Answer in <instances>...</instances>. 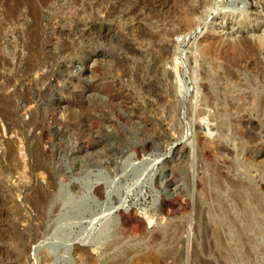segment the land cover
I'll return each mask as SVG.
<instances>
[{
	"label": "rangeland",
	"instance_id": "rangeland-1",
	"mask_svg": "<svg viewBox=\"0 0 264 264\" xmlns=\"http://www.w3.org/2000/svg\"><path fill=\"white\" fill-rule=\"evenodd\" d=\"M43 1L50 0H0V264H264V190L250 208L255 224L237 219L231 226L228 209L231 218L219 229L206 203L216 178H235L232 162L242 173L255 161L250 176L264 183V155L257 152L264 113L238 131L242 143L231 130L218 135L212 125L222 107L202 102L216 75L234 73L264 101V46L253 39L264 32V0L238 1L245 15L221 24L214 14L190 20L201 0H52L48 8ZM216 64L217 74L202 68ZM221 64L238 68L228 74ZM174 88L180 105L173 112ZM169 172L185 188L179 199L188 206L163 215L161 195L173 189L165 183ZM102 180L109 184L104 198L94 199L90 186ZM70 188L81 206L66 215L81 220L67 225V241L55 242L53 222L35 220L33 204L50 199L46 213L53 218L51 209ZM116 208L135 221L120 226ZM99 209L104 214L89 223ZM230 229L243 230L246 240L229 238ZM88 237L94 242L83 247Z\"/></svg>",
	"mask_w": 264,
	"mask_h": 264
},
{
	"label": "bare ground",
	"instance_id": "bare-ground-1",
	"mask_svg": "<svg viewBox=\"0 0 264 264\" xmlns=\"http://www.w3.org/2000/svg\"><path fill=\"white\" fill-rule=\"evenodd\" d=\"M48 1V0H47ZM50 1H52V0H50ZM50 1H48L49 3H50ZM238 1H241V0H232V1H226V0H212V1H210L206 6H204L202 9L200 8V6L199 7H195L194 8V10H192V11H190V13H189V17H190V20H194V17H196L195 19H197V21L199 22L201 19H203V18H207L208 16H210V14H214L215 16L213 17V21L215 22V23H218V24H221L223 21H224V19L225 18H228V17H231V19L232 20H237L238 18H242L244 15H245V13H246V11H245V8L243 7H239V6H237L236 4H237V2ZM44 2V1H43ZM45 3V2H44ZM48 3V4H49ZM47 3H45V6L48 8V4L46 5ZM44 6V5H43ZM219 10V11H218ZM200 12V14H198ZM189 17H188V19H189ZM208 18H210V17H208ZM210 20V19H209ZM195 22H196V20H195ZM59 23V22H58ZM213 23V22H212ZM212 23H210V24H212ZM242 24V23H241ZM242 26V25H241ZM212 29V28H211ZM213 30V29H212ZM253 30V29H252ZM254 31V30H253ZM253 39H254V42H255V45L257 46V47H259L260 49L264 46V32H262L260 35H258V36H255V37H253ZM169 43V42H168ZM168 45H170V44H168ZM159 48V47H158ZM164 48V47H163ZM212 49V48H211ZM149 50V49H148ZM161 50V49H160ZM151 51V50H150ZM152 52V51H151ZM153 53V52H152ZM155 53V52H154ZM161 53V52H160ZM139 54H140V52H139ZM142 54V53H141ZM149 54V53H148ZM144 56V55H143ZM152 56H154V55H152ZM158 57V56H157ZM147 58V57H146ZM154 58V57H153ZM160 58V57H159ZM94 59V58H93ZM157 59V58H156ZM149 60V59H148ZM151 60V59H150ZM149 60V61H150ZM160 60V59H159ZM163 62V61H162ZM152 63V62H151ZM164 63V62H163ZM235 64V63H234ZM164 65V64H163ZM217 66H211V68L210 67H207V66H203L202 68H204V71H206V72H209L208 74H213V72H214V74L217 72L218 73V71H219V69H220V67L218 66V64H216ZM222 65V64H221ZM232 64H230V66H231ZM243 65V64H242ZM245 65V64H244ZM243 65V66H244ZM151 66V65H150ZM223 66V65H222ZM221 66V68H223L222 70L224 71V73H228V74H230V72H233V71H235V70H237V68H238V65L236 66L235 65V70H233L232 68H230V66L228 67V69L225 67L224 68V66L222 67ZM241 65H239V67H240ZM164 67H162V69H163ZM153 69H155V71L156 72H158L159 71V68H158V66H156V64H155V66H154V68ZM221 70V71H222ZM233 70V71H232ZM239 70V69H238ZM244 70V69H243ZM246 70V69H245ZM263 70V69H262ZM161 71V70H160ZM163 71V70H162ZM167 71V70H166ZM164 72L165 74L168 72ZM203 71V72H204ZM220 71V72H221ZM236 72V71H235ZM259 72V71H258ZM216 73V74H217ZM224 73H223V75H224ZM234 73V72H233ZM255 73H257V72H255ZM228 74H226V76L228 75ZM232 74V73H231ZM235 74V73H234ZM234 74H232L233 76H232V78L230 77L231 75H228V77H230V78H228V77H225V78H223V76L222 77H217L218 75H216V77H214L215 78V80L213 79V81L214 82H216V80L218 81V82H216V84H215V86L216 87H214L215 88V90H214V88H213V84H212V89H205L206 90V92H205V94H203V99H202V102H203V106H205L206 105V107H216L215 105H220L222 108H218L217 107V117L219 118V122L217 123V122H215V125L213 124L212 126H213V129L215 130V131H217V133H218V135L220 136V137H224L225 135L227 136L229 133V131L231 130V136L233 137V139L234 138H237L238 139V141L240 140L242 143H244L243 142V138H244V136L242 135V133H238V131L239 130H243V129H245V130H247L246 129V127L248 126V125H250L252 122L254 123V116H255V114L254 113H256V112H258V111H260L261 113H264V101H263V99H262V102H259L260 100H261V98H258V100L257 99H255L256 97H258V94H256V89H254L253 87L255 86H253V84H251V83H249L247 80H243L242 81V79H241V82H239L238 80H236V75L234 76ZM167 75V74H166ZM207 75V74H206ZM261 75H263V74H261ZM165 76V75H164ZM168 76V75H167ZM208 76V75H207ZM220 76V75H219ZM245 76V75H244ZM255 76V75H254ZM257 76H260V75H257ZM264 76V75H263ZM240 77V76H239ZM238 77V79H240ZM251 77V76H250ZM212 78V77H211ZM211 78H209V79H211ZM246 78V77H245ZM263 78V77H262ZM165 79V78H164ZM167 79V78H166ZM165 79V82L167 81ZM244 79V78H243ZM248 79H250V78H248ZM252 79V78H251ZM260 79H261V77H260ZM172 80V79H171ZM219 81H221L223 84V86L221 87V88H219L218 86H220L219 84ZM211 82V81H210ZM260 82H261V80H260ZM167 83V82H166ZM199 83V82H198ZM263 83H264V81H263ZM262 83V84H263ZM165 84V83H164ZM206 84V83H205ZM211 84V83H210ZM229 84H231L229 87H228V85ZM262 84H261V86H262ZM253 87H252V86ZM162 86V85H161ZM169 86V85H168ZM171 86L172 85H170V88H171ZM211 86V85H210ZM209 86V87H210ZM175 87V86H174ZM198 88H199V86H198ZM203 88H205V87H203ZM231 88V89H230ZM258 88V87H257ZM173 89V88H172ZM176 88H174V90H172V93L174 94V100H173V102H172V104H171V108H172V111L174 112L175 111V109L177 108L178 109V107H179V105H180V102H179V100H176V94H175V92H176V90H175ZM196 89H197V87H196ZM264 89V88H263ZM204 90V91H205ZM259 90V89H258ZM262 90V89H261ZM199 90H197V92H198ZM201 92V91H200ZM262 92V91H261ZM177 94H178V91H177ZM172 95V94H171ZM200 95V94H199ZM257 95V96H256ZM169 97V96H168ZM259 97H261V96H259ZM117 98V97H116ZM165 99V98H164ZM172 99V98H171ZM166 100V99H165ZM164 100V101H165ZM170 101V100H169ZM165 104H166V102H165ZM205 104V105H204ZM199 105V104H198ZM164 107V106H163ZM166 107V106H165ZM167 107H168V104H167ZM191 107V106H190ZM195 107V106H194ZM169 108V107H168ZM196 108V107H195ZM194 108V109H195ZM205 108V107H204ZM213 108V109H214ZM167 109V108H166ZM176 109V110H177ZM199 109H200V107H199ZM167 110H169V109H167ZM196 110H197V108H196ZM209 110H210V108H209ZM171 110H170V112H172ZM179 111V110H178ZM215 111V112H216ZM168 112V111H167ZM166 112V113H167ZM172 112V113H173ZM165 113V114H166ZM176 113V112H175ZM214 113V112H213ZM260 113V114H261ZM167 114H169V113H167ZM166 114V115H167ZM196 113H194V115H195ZM214 114H216V113H214ZM213 114V117H215V115ZM171 115V114H170ZM197 115V114H196ZM198 115H202V112L201 111H199L198 112ZM209 115V114H208ZM208 115H206V116H208ZM262 115V114H261ZM169 116V115H168ZM211 116H212V114H211ZM263 116V115H262ZM165 117V116H164ZM196 116H194V118H195ZM166 118H169V117H167L166 116ZM170 118L172 119V116H170ZM169 118V119H170ZM212 118V117H211ZM170 119V120H171ZM192 120H193V118H191ZM198 119V118H197ZM213 119V118H212ZM217 119V118H216ZM191 120V121H192ZM256 120V119H255ZM260 120H261V118H260ZM196 121V118H195V120H193L192 122H193V126L195 127L196 125H195V122ZM214 121H215V119H214ZM263 121V120H262ZM262 121H261V123H262ZM259 122V121H258ZM196 123H197V121H196ZM217 123V124H216ZM258 124V123H257ZM198 125V124H197ZM194 127H192V128H194ZM256 128V127H255ZM252 129V128H251ZM197 130V129H196ZM248 130H249V128H248ZM255 130V129H254ZM252 131V130H251ZM254 133V132H253ZM93 135H95V134H93ZM251 135H253V134H251ZM196 136V138H195V142H196V145H198V144H202L201 143V141L203 140V139H201L200 138V136H198V135H195ZM230 136V137H231ZM256 137V136H255ZM237 139L235 140V141H237ZM247 139V138H246ZM258 139V138H257ZM237 141V142H238ZM241 142H240V144H241ZM251 142H253L252 140H251ZM257 142V141H256ZM254 143V142H253ZM252 143V144H253ZM241 145H243V144H241ZM244 145H246V143L244 144ZM148 144H145V147L144 148H148ZM194 146V145H193ZM201 146V145H200ZM208 146V145H207ZM252 146V145H251ZM204 147V146H203ZM225 147H227V146H225ZM259 147H261V148H259V150L257 151L258 152V154L260 153V154H263L264 155V143L263 144H261ZM195 148V147H194ZM201 149H203L204 150V148H201ZM227 149H228V147H227ZM141 150V149H140ZM144 151V150H143ZM142 150L140 151V152H143ZM138 152V151H137ZM205 152H206V154L209 156V157H211L212 156V154H213V151L212 150H210L209 149V147L207 148L206 147V150H205ZM205 152H203V153H205ZM231 152L232 151H229V153L231 154ZM184 154V153H183ZM206 154H205V156H206ZM204 155V154H203ZM214 155V154H213ZM233 155V154H232ZM207 156V157H208ZM256 156H257V154H256ZM182 157V156H181ZM178 158H179V156H178ZM232 158V157H231ZM186 159V158H185ZM263 159V158H262ZM234 160H235V158H234ZM242 160V159H241ZM177 161V160H176ZM231 161H233V159H231ZM252 161V160H251ZM241 162V161H240ZM178 163V162H177ZM231 163V162H230ZM254 165L256 166V164H255V161L254 162H251V166L250 165H248V166H250V167H248V170H247V168H244V171L241 173L240 172V168H242L238 163H237V161L236 162H232V165H231V167H232V170L234 171V176H235V178H233V179H228V180H225V178H221V177H219V179L221 178V179H223V181L222 182H217V178H216V182H213V192L211 191V189L210 190H208V191H211V202H209V201H207L206 203H207V207H208V209H207V212H208V217H209V219L212 221V222H214L215 224H218L219 225V229H220V227L221 228H223L222 226H224L223 224V221L225 220V219H227V220H229L231 217L228 215V213H227V210L229 209V211L231 210L232 211V213H234L235 214V219H230V225L231 226H233L234 227V225H233V223H235V225H237V226H239L238 224L239 223H236V222H238V221H236V222H233V221H235V220H237V219H243L244 220V222H245V220L247 221V222H245V224L246 223H248V224H255V218H254V215H253V213L251 212V210H250V208L252 209V211H253V209H255L254 208V206H255V204H257L255 201H257V199H260V197H262V194H261V192H260V190H264V183H262V182H257L258 183V185H256L257 183L255 182L256 180H254V178H253V180H252V178H251V176H250V174H251V172H252V168H254ZM174 166V165H173ZM230 166V165H229ZM67 169V168H66ZM170 169V168H169ZM228 169H229V167H228ZM231 169V168H230ZM255 169V168H254ZM68 170V169H67ZM67 170H65V172H67ZM215 170V169H214ZM62 171V170H61ZM64 171V170H63ZM64 172V173H65ZM70 172V171H69ZM74 173V172H73ZM217 173V172H216ZM228 173V172H227ZM237 173V174H236ZM66 174V173H65ZM70 173H68V174H66V175H69ZM172 174H173V172H169L168 174H167V176H166V180H165V183L168 185V186H173V189L171 190L172 192L171 193H168V194H166V193H164L163 195H161V207L159 208V212H160V214H166V213H168L169 211L171 212H174V211H179V210H181V209H184V208H186L187 206H188V203H186V202H183V201H181L180 199H179V197L185 192V188L182 186V184H180L178 181L176 182H173L172 181ZM210 174V173H209ZM211 175V174H210ZM209 175V176H210ZM253 176V175H252ZM211 177V176H210ZM225 177V176H224ZM227 177V176H226ZM254 177V176H253ZM257 177H258V175H257ZM213 179V178H212ZM215 179V178H214ZM213 179V180H214ZM220 179V180H221ZM227 179V178H226ZM263 179V178H262ZM203 180V179H202ZM260 180V179H259ZM102 182H104L103 180H102ZM202 183H204V182H202ZM201 183V184H202ZM196 184V183H195ZM108 183L106 182V180H105V182L104 183H97V182H94V183H92L91 184V186H90V189H91V192H92V195H93V198L95 199V198H97L98 200H103V198H104V191H105V189H104V186H106V189H107V187H108ZM205 186V185H204ZM203 186V187H204ZM212 186V185H211ZM72 188V187H71ZM71 188H70V191L69 192H67V194L64 196V197H62L61 198V200H60V202H58V204L57 205H55V208L54 209H51V210H53V212L52 213H54V214H52V215H54V217L53 218H49L47 215L49 214V213H51V212H47L46 213V210L48 209L49 210V205H54V203L50 200V199H48V198H44L43 197V199H40L36 204L34 203L33 204V208H34V211L36 212V215H37V217L35 218V220H37V221H43V223H44V220L45 219H47V222H53L52 224H51V232H50V234L51 235H53L54 237H55V242H61L63 239H65L66 238V234L67 233H65V231H66V228H68L67 227V225L68 224H71V225H73V224H76V222L77 221H79V220H81V218H80V216H78V215H74V209H76L75 208V206H78V200L77 199H75V198H80V197H77V196H79L78 195V193H79V191L78 192H74L75 190H71ZM207 188V187H206ZM76 190H77V188H76ZM79 190V189H78ZM205 193V192H204ZM208 194H209V192H208ZM207 194V195H208ZM210 195H209V198H210ZM201 196V195H200ZM203 197H205V196H203ZM264 198V197H263ZM201 199V198H200ZM262 199V198H261ZM263 200V199H262ZM186 201V200H185ZM188 201V200H187ZM253 202H255V204H253ZM260 202V201H259ZM77 203V204H76ZM190 203V202H189ZM56 204V203H55ZM80 204V203H79ZM262 204V203H261ZM81 206V205H80ZM80 206H78V207H80ZM99 207V206H98ZM262 207V206H261ZM68 208H73L72 210V217H68V215H66V213H67V211H68ZM77 209H79V208H77ZM87 209V208H86ZM105 209V208H104ZM115 209V208H114ZM117 209V217H118V220H119V225L120 226H123V225H125V224H128L129 222H134L135 221V216L134 215H132L133 213L131 212V211H124L123 209H120V208H116ZM261 209V208H260ZM264 209V208H263ZM50 210V211H51ZM92 210V209H91ZM88 211V210H87ZM90 211V210H89ZM104 211L105 210H103V209H99V211H97V212H95V213H92L91 214V216H90V219H89V221L88 220H86V221H88L89 223L93 220V219H95L96 217H98V216H101V215H103L104 214ZM228 211V212H229ZM230 211V212H231ZM255 211V210H254ZM69 212V211H68ZM80 213H81V211H79ZM86 212V211H85ZM94 212V211H93ZM262 212H263V210H262ZM70 213H71V210H70ZM77 214H79L78 213V210H77ZM254 214H256V213H254ZM260 214V213H259ZM74 215V216H73ZM79 215H82V213L81 214H79ZM159 215V214H158ZM227 215L230 217H227ZM70 216V215H69ZM256 216L258 217V215L256 214ZM81 217H83V216H81ZM234 217H232V218H234ZM229 218V219H228ZM258 220H259V217L257 218ZM209 220V221H210ZM36 221V222H37ZM41 221V222H42ZM244 222H243V225H244ZM256 222H257V220H256ZM40 223V222H39ZM43 223H41V224H43ZM138 223V222H137ZM136 223V224H137ZM226 223V222H225ZM228 223V222H227ZM226 223V224H227ZM44 224H46V223H44ZM130 224V223H129ZM229 224V223H228ZM241 224V223H240ZM138 225V224H137ZM213 225V224H212ZM229 226V225H228ZM248 226V225H247ZM256 226V225H255ZM254 226V227H255ZM109 227V226H108ZM218 227V226H217ZM227 227V226H226ZM230 227V226H229ZM252 227V226H251ZM84 228H85V226H84ZM253 228V227H252ZM257 228H258V226H257ZM82 229V228H81ZM107 229V228H106ZM105 229V230H106ZM180 230L181 229V227H178L176 230ZM216 229V228H215ZM218 229V228H217ZM240 229V228H239ZM245 229V228H244ZM251 229V228H250ZM254 229V228H253ZM259 229V228H258ZM84 230H86V229H84ZM83 230V231H84ZM104 230V231H105ZM209 229H207V231H208ZM223 230V229H222ZM104 231H103V233H104ZM234 231H236V229L235 230H233V231H231V229H230V232H229V234H228V236H229V238H233V239H238V240H241L242 238L243 239H245L246 240V237H244V235L243 234H238L239 232H240V230L238 231V233H237V231L236 232H234ZM242 232H243V230H241ZM260 231V230H259ZM79 232V231H78ZM82 232V231H81ZM89 232V231H88ZM100 232V234H101V232L102 231H99ZM98 232V233H99ZM242 232H240V233H242ZM87 233V232H86ZM97 233V234H98ZM228 233V232H227ZM258 233V232H257ZM49 234V235H50ZM89 234V233H88ZM88 234H86V235H88ZM97 234H94V235H97ZM105 234V233H104ZM194 234L195 235H197L195 232H194ZM85 235V236H86ZM91 235V234H90ZM93 235V234H92ZM214 235H215V238L218 240H220L221 239V232L220 231H215L214 232ZM224 235V234H223ZM226 235V234H225ZM228 236H227V238H228ZM42 237V236H41ZM83 237V236H82ZM92 237H88L87 239L85 238L84 240H82L83 241V247L85 246V245H87V244H89V245H92V244H90V243H92V242H94V239L92 238ZM95 238H99V237H96L95 236ZM214 238V239H215ZM247 238H249V236H247ZM67 239H68V235H67ZM67 239H65V241H67ZM83 239V238H82ZM116 239V238H115ZM221 240H223V239H221ZM218 243H219V241H218ZM52 245H54V243H52ZM52 245H50V246H52ZM54 247V246H53ZM222 248V247H221ZM49 249V248H48ZM51 249H53V248H51ZM56 249V248H55ZM220 251V250H219ZM169 253V252H168ZM166 254V253H165ZM43 255V254H42ZM45 255V254H44ZM166 255H169V254H166ZM225 255V254H224ZM44 257V256H43ZM50 259V258H49ZM51 260V259H50ZM163 261V260H162Z\"/></svg>",
	"mask_w": 264,
	"mask_h": 264
},
{
	"label": "water",
	"instance_id": "water-1",
	"mask_svg": "<svg viewBox=\"0 0 264 264\" xmlns=\"http://www.w3.org/2000/svg\"><path fill=\"white\" fill-rule=\"evenodd\" d=\"M210 1L212 0H201L200 8L202 9L204 6H206ZM200 14V12L198 13ZM246 28L248 29V25H246Z\"/></svg>",
	"mask_w": 264,
	"mask_h": 264
}]
</instances>
